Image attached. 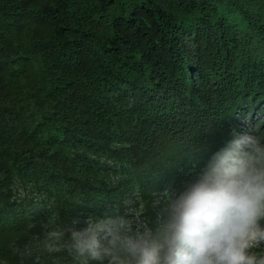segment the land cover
I'll return each instance as SVG.
<instances>
[{
  "label": "trees",
  "instance_id": "obj_1",
  "mask_svg": "<svg viewBox=\"0 0 264 264\" xmlns=\"http://www.w3.org/2000/svg\"><path fill=\"white\" fill-rule=\"evenodd\" d=\"M246 122L264 0H0V264H74L85 215L156 225Z\"/></svg>",
  "mask_w": 264,
  "mask_h": 264
},
{
  "label": "clouds",
  "instance_id": "obj_2",
  "mask_svg": "<svg viewBox=\"0 0 264 264\" xmlns=\"http://www.w3.org/2000/svg\"><path fill=\"white\" fill-rule=\"evenodd\" d=\"M143 213L74 222V264H264V133L237 129L181 191L156 225Z\"/></svg>",
  "mask_w": 264,
  "mask_h": 264
},
{
  "label": "rangeland",
  "instance_id": "obj_3",
  "mask_svg": "<svg viewBox=\"0 0 264 264\" xmlns=\"http://www.w3.org/2000/svg\"><path fill=\"white\" fill-rule=\"evenodd\" d=\"M251 127L250 126V122H246L244 124H242V129H247ZM128 214H136V215H139L140 213H136L134 210H129L128 212L125 213V215H128ZM120 216H124V215H120ZM89 217H92V218H104V217H108L107 215H103V216H91V215H85V216H82L80 217L76 222H83L84 220L88 219ZM143 225V222H142V219L141 217L137 220L135 218H133V226L136 227V226H142Z\"/></svg>",
  "mask_w": 264,
  "mask_h": 264
}]
</instances>
